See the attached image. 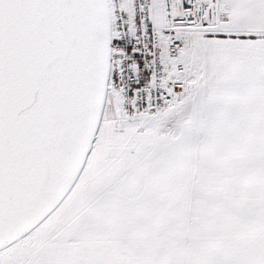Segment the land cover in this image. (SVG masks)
<instances>
[{
    "label": "snow or ice",
    "instance_id": "obj_1",
    "mask_svg": "<svg viewBox=\"0 0 264 264\" xmlns=\"http://www.w3.org/2000/svg\"><path fill=\"white\" fill-rule=\"evenodd\" d=\"M0 264H264V0H0Z\"/></svg>",
    "mask_w": 264,
    "mask_h": 264
}]
</instances>
